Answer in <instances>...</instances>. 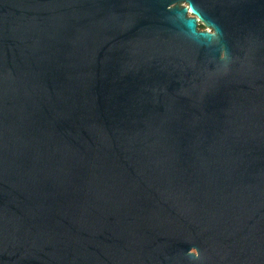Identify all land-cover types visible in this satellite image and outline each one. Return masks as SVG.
I'll list each match as a JSON object with an SVG mask.
<instances>
[{
	"label": "water",
	"instance_id": "obj_1",
	"mask_svg": "<svg viewBox=\"0 0 264 264\" xmlns=\"http://www.w3.org/2000/svg\"><path fill=\"white\" fill-rule=\"evenodd\" d=\"M0 264H264V0H0Z\"/></svg>",
	"mask_w": 264,
	"mask_h": 264
},
{
	"label": "trees",
	"instance_id": "obj_2",
	"mask_svg": "<svg viewBox=\"0 0 264 264\" xmlns=\"http://www.w3.org/2000/svg\"><path fill=\"white\" fill-rule=\"evenodd\" d=\"M200 28H202V29H203V28H204V25H203V24H201V25H200Z\"/></svg>",
	"mask_w": 264,
	"mask_h": 264
},
{
	"label": "rangeland",
	"instance_id": "obj_3",
	"mask_svg": "<svg viewBox=\"0 0 264 264\" xmlns=\"http://www.w3.org/2000/svg\"><path fill=\"white\" fill-rule=\"evenodd\" d=\"M204 28H205V26H204Z\"/></svg>",
	"mask_w": 264,
	"mask_h": 264
}]
</instances>
